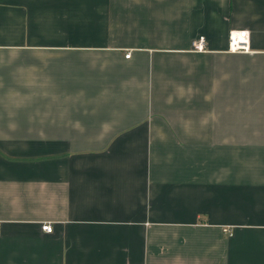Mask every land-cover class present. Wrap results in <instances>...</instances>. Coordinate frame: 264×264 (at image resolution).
<instances>
[{"label":"crops","instance_id":"obj_1","mask_svg":"<svg viewBox=\"0 0 264 264\" xmlns=\"http://www.w3.org/2000/svg\"><path fill=\"white\" fill-rule=\"evenodd\" d=\"M0 264H264V0H0Z\"/></svg>","mask_w":264,"mask_h":264},{"label":"built area","instance_id":"obj_2","mask_svg":"<svg viewBox=\"0 0 264 264\" xmlns=\"http://www.w3.org/2000/svg\"><path fill=\"white\" fill-rule=\"evenodd\" d=\"M249 35L247 30H233L228 35V49L230 51H247L249 47ZM195 49L201 50L203 47V39H199L194 43ZM130 56V52L128 51L125 54V57L128 58ZM41 229L47 233H51L53 231V227L49 223H45L41 225Z\"/></svg>","mask_w":264,"mask_h":264}]
</instances>
